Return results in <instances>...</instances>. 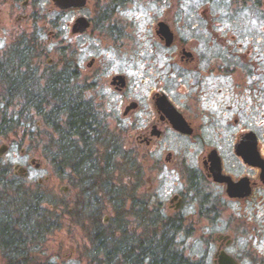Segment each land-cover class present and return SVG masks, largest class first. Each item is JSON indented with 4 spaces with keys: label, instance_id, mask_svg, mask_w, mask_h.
I'll return each mask as SVG.
<instances>
[{
    "label": "rangeland",
    "instance_id": "obj_1",
    "mask_svg": "<svg viewBox=\"0 0 264 264\" xmlns=\"http://www.w3.org/2000/svg\"><path fill=\"white\" fill-rule=\"evenodd\" d=\"M99 8L98 0H88L78 12L60 14L58 32L54 38L47 40L46 33L39 39L30 37L27 41L29 46L34 45L35 40L46 43L44 52L32 55L35 59L21 53L25 44L14 32L6 31L8 34H5L0 30V61H3L0 66L6 69L3 73L7 72V81L4 77L0 79V109L4 110L6 120L1 128L4 134H0V144L8 145V150L0 156V164L8 172V180L13 178L31 194L37 193L47 201L46 206L52 212L48 215L49 232L44 235L40 233L38 238L32 240L29 253L37 264H42L44 259L50 264H103L102 254H93L99 243L96 234L100 230L107 233L109 223L115 216L109 187L116 189L117 186L121 200L135 191L134 157L139 164L135 133L145 125L149 116L148 93L155 85L153 73L157 76L165 74V82L173 87L178 84V79L182 82L177 65L167 66L160 71L151 62L156 54L154 62L165 63L161 54L162 45L155 34L163 6L150 1L110 6L107 18L99 13ZM220 9L218 2L213 0H175L172 7L174 28L185 40L192 38L193 42L200 41V48L204 49L207 47L206 37H209L205 33L210 29L206 28L203 14L215 16ZM250 14L253 16L249 22L252 36L264 35V18H261L264 8H252ZM80 15L91 21V26L82 33L72 35L70 30L64 28L65 22L70 17ZM47 16L54 18L55 12H49ZM51 73L65 77L61 87L64 85L74 90L71 92L78 93L82 104L90 108L94 120L88 129L89 135L97 132L93 136L95 138L117 136L118 132L122 134L121 156H115L122 161L121 173L118 172L119 166L111 165L112 169L107 175L101 174L104 164L100 153L105 144L99 140H92L90 147L93 156L89 159L90 167L94 169L91 176L89 169L85 173L81 168L76 171L56 164L57 159H61L57 147L60 143L59 129L65 127L67 111L58 113L53 124H56L55 127L49 126L44 117L51 109L50 101H43L48 100L47 96L43 94L45 99L40 100L37 106L30 105L27 97L30 88L36 90V85L44 87ZM113 74L125 76L126 85L121 91L114 90L109 83ZM11 83L12 89L9 90ZM131 101H136L139 109L122 115L124 107ZM17 119L18 124H15ZM163 141H168L166 150L174 152V159L163 172L158 174V170L150 166L149 173L157 179V201L165 202L168 193L180 187L177 179L180 174L171 171V168L180 172L182 168L177 169L176 166H180L182 160L194 165L200 151L188 149L186 140L177 141L167 136ZM157 148L150 154L152 161L160 157L163 149L161 146ZM107 157L111 159L110 155ZM32 158H35L33 164L30 163ZM36 162H39L38 167L34 166ZM16 164L26 169L25 176L15 173L13 167ZM144 179L143 191L138 190L136 194L147 201L149 183ZM62 186L67 190L62 191ZM117 213L120 217L119 210ZM102 220L105 228L99 223ZM122 222L127 235L142 241L151 237L148 230H144L145 227L136 226L138 224L131 213H127ZM183 227L185 230L176 236L182 242L177 248L187 258V264H197L199 256L200 264H213L219 234L231 236V241L224 244L223 249L236 258L237 264H264V227L257 217L248 212L241 216L229 210L213 221L201 219L200 231L195 219L188 220ZM4 262L0 251V264ZM111 264L123 263L116 259Z\"/></svg>",
    "mask_w": 264,
    "mask_h": 264
},
{
    "label": "flooded vegetation",
    "instance_id": "obj_2",
    "mask_svg": "<svg viewBox=\"0 0 264 264\" xmlns=\"http://www.w3.org/2000/svg\"><path fill=\"white\" fill-rule=\"evenodd\" d=\"M138 1L163 6L155 34L162 45L165 63L154 62L156 54L151 62L160 71L177 65L182 82L178 79V84L173 87L165 82V74L157 76L153 73L155 85L148 93L149 116L145 125L135 133L139 163L134 157L135 191L125 200L120 199V220L122 222L125 215L131 213L138 224L136 226L148 230L149 239H158L160 245L174 247L179 264H187V258L177 248L182 242L176 236L185 230L183 225L188 220L195 219L200 231L201 219L213 221L230 210L241 216L248 212L264 227V35L253 37L249 30L252 8L261 10L264 0H213L221 9L215 16L203 14L206 28L210 29L205 33L209 37H206L208 41L204 49L200 48V41L185 40L176 32L172 16L175 0H98L99 13L107 18L110 6ZM84 6L60 8L53 0H0V30L5 34H8L6 31L14 32L25 44L21 53L35 59L32 55L44 52L46 43L35 40V44L29 46L30 37L39 39L46 33L47 40L54 38L60 14L71 15ZM52 11L55 17L50 19L47 15ZM77 17H70L65 22L64 28L72 35L77 34L72 33ZM159 23H163L171 35L168 44ZM90 26L91 21L88 28ZM262 32L264 34V28ZM2 63L0 61V65ZM119 75L124 77V86L117 79L112 82L113 76L109 82L117 91L126 85L125 76ZM131 102L133 108L126 109ZM131 102L124 107L122 115L139 109L136 101ZM95 135L97 132L88 135L87 139L105 144L100 153L104 164L101 174L107 175L111 165L119 166L118 172L121 173L122 161L116 157L121 156L122 134L94 138ZM167 136L188 141L186 147L200 153L194 165L182 160L184 164L176 166L182 168L180 172L171 168L180 174L177 177L180 187L169 192L162 202L157 201V179L149 173V167H155L159 174L173 161L174 152L166 150L169 143L163 141ZM158 146L163 147L160 157L152 161L150 154ZM88 174L91 176L92 172ZM144 177L149 183L147 201L136 194L138 190L143 191ZM224 244V240L218 241L216 251L223 249ZM197 264H200V256Z\"/></svg>",
    "mask_w": 264,
    "mask_h": 264
},
{
    "label": "trees",
    "instance_id": "obj_3",
    "mask_svg": "<svg viewBox=\"0 0 264 264\" xmlns=\"http://www.w3.org/2000/svg\"><path fill=\"white\" fill-rule=\"evenodd\" d=\"M1 67V66H0ZM6 69L1 67V78H7L4 74ZM9 80V79H8ZM44 87L36 85L29 89L28 99L30 105L37 106L40 100H43V94L47 96L51 109L46 113L45 122L49 126H56L54 120L57 119L59 112L67 111L64 128L59 129L60 143H58L59 156L57 165H66L73 170L78 168L85 172L90 171L92 156V140L89 137L88 129L92 126L94 117L90 113V108L83 101L80 95L72 93L61 82L65 77L60 74L51 73ZM12 89V83L10 84ZM38 91V92H37ZM39 94V95H37ZM42 94V97H41ZM40 106V105H39ZM0 134L2 127L5 126V113L0 109ZM54 118V119H53ZM18 119L15 124H18ZM57 128V127H56ZM73 136H76L75 139ZM55 158V154H53ZM90 159V160H89ZM6 172L0 164V251L5 264H37L29 253L32 240L39 237V234L49 232L48 215L52 214L46 206V200H43L38 194L30 193L23 188L15 179L8 180ZM110 195L115 207V216L111 219L107 233L98 231L96 246L93 254H102V263L111 264L116 259L123 264H179L177 252L174 247L160 245L158 239L146 238L144 241L137 240L126 234V229L121 225L119 210L120 190L109 187ZM118 209V210H117ZM102 221H99L102 224ZM103 226V224L101 225ZM102 228H105L104 226ZM42 264H50L44 259Z\"/></svg>",
    "mask_w": 264,
    "mask_h": 264
},
{
    "label": "water",
    "instance_id": "obj_4",
    "mask_svg": "<svg viewBox=\"0 0 264 264\" xmlns=\"http://www.w3.org/2000/svg\"><path fill=\"white\" fill-rule=\"evenodd\" d=\"M53 2L60 8H67L70 6L82 7L86 4L87 0H53ZM88 26H89V21L85 17L83 16L77 17L72 27V33H78V32L81 33L85 31L88 28ZM159 26H160V31L163 33V35L166 38V44L170 43L171 35L168 32V29L165 27V25H163V23H159ZM116 79L121 84V86H124L125 82H124V77L122 75L118 74L113 76L112 82H114ZM130 108H133V102H131L126 109H130ZM7 150H8V145L6 143L0 144V156H2ZM34 162H35V158H32L30 160V163L33 164ZM34 166L38 167L39 162H36ZM13 168L15 170V173L20 176H25L27 174L26 169L19 166L18 164L14 165ZM61 190L66 191L67 188L62 186ZM104 221H106V218H104ZM216 240L217 241L224 240L225 244H227L230 241V237L229 235L219 234L216 237ZM214 264H237V262L232 256L227 254L223 249H218L214 254Z\"/></svg>",
    "mask_w": 264,
    "mask_h": 264
}]
</instances>
